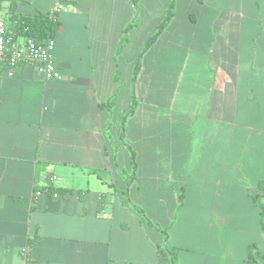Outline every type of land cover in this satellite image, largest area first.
<instances>
[{
	"label": "crops",
	"instance_id": "crops-1",
	"mask_svg": "<svg viewBox=\"0 0 264 264\" xmlns=\"http://www.w3.org/2000/svg\"><path fill=\"white\" fill-rule=\"evenodd\" d=\"M56 1L0 0L7 35ZM56 18L58 79L0 68V264L264 254V0H69Z\"/></svg>",
	"mask_w": 264,
	"mask_h": 264
},
{
	"label": "built area",
	"instance_id": "built-area-1",
	"mask_svg": "<svg viewBox=\"0 0 264 264\" xmlns=\"http://www.w3.org/2000/svg\"><path fill=\"white\" fill-rule=\"evenodd\" d=\"M69 0H57L47 13L50 19H55L56 14L62 11ZM54 41L49 40L44 44H40L32 38H25L22 44H17L7 35L5 23L0 16V68L3 62L9 67L18 64H37L41 66L45 80L58 79L59 72L55 68L53 58ZM54 177L49 179L52 183ZM49 194L48 189L36 191L35 196ZM51 197L58 198L57 194ZM23 256L27 264H33L30 249L23 251Z\"/></svg>",
	"mask_w": 264,
	"mask_h": 264
},
{
	"label": "trees",
	"instance_id": "trees-1",
	"mask_svg": "<svg viewBox=\"0 0 264 264\" xmlns=\"http://www.w3.org/2000/svg\"><path fill=\"white\" fill-rule=\"evenodd\" d=\"M170 14L171 13L168 14L165 22L160 25L158 33L168 21ZM15 23L20 34L24 35L26 39L32 38L40 44H44L49 40L54 41V37L59 29L57 18L50 19L48 14H45L43 16L40 15L35 18H19ZM155 38L156 36L152 38L151 41H153ZM48 192L51 195L55 193L58 197H60L61 193H63L51 190H48ZM259 260L264 261V254H260L253 244L249 245L247 248V257L245 263L257 264V261Z\"/></svg>",
	"mask_w": 264,
	"mask_h": 264
}]
</instances>
